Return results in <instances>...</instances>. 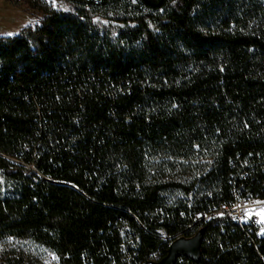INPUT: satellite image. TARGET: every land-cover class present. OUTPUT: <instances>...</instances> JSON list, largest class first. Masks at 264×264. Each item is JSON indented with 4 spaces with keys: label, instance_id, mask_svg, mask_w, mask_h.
Listing matches in <instances>:
<instances>
[{
    "label": "trees",
    "instance_id": "1",
    "mask_svg": "<svg viewBox=\"0 0 264 264\" xmlns=\"http://www.w3.org/2000/svg\"><path fill=\"white\" fill-rule=\"evenodd\" d=\"M18 1L37 20L0 36V242L151 264L164 236L220 234L190 211L228 199L239 162L264 196V0ZM223 237L177 264H264V237Z\"/></svg>",
    "mask_w": 264,
    "mask_h": 264
},
{
    "label": "built area",
    "instance_id": "2",
    "mask_svg": "<svg viewBox=\"0 0 264 264\" xmlns=\"http://www.w3.org/2000/svg\"><path fill=\"white\" fill-rule=\"evenodd\" d=\"M194 148L199 149V145H195ZM252 167L253 164L249 160H243L238 163V169L230 174L231 190L228 199L211 203L203 209L190 211L191 222L188 224L187 229H191L195 225L211 224L212 227H217L220 234L215 235L213 238L211 236L203 238L202 235L198 261H194L185 256H179L175 264L178 262L182 263L184 258L196 263L200 262L202 256L201 246L204 242L206 244L215 243L224 250V239L226 238L223 235H228L229 237L233 235L242 236L247 239L249 245L254 246L257 245L258 241L263 239L264 196L253 192L248 184V181H251L253 177ZM188 207L192 209V203H189ZM182 215H184L183 212ZM164 219L163 216L160 221L163 222ZM179 237H182V235L164 236L165 239H170L171 242ZM133 255H135V251L129 253L128 258H131ZM161 258L156 256L154 261Z\"/></svg>",
    "mask_w": 264,
    "mask_h": 264
},
{
    "label": "rangeland",
    "instance_id": "3",
    "mask_svg": "<svg viewBox=\"0 0 264 264\" xmlns=\"http://www.w3.org/2000/svg\"><path fill=\"white\" fill-rule=\"evenodd\" d=\"M45 1L53 9L62 11L73 9L65 0ZM36 20L37 17L33 14L32 10L23 7L18 0H0V36L18 34L25 26L35 24ZM249 30L255 32L257 26L252 25ZM179 66H183L186 69L194 68L188 59L181 60ZM261 139H263V137H261ZM11 248L32 255L45 264H59L58 258L52 250L30 240L10 237L0 242V251Z\"/></svg>",
    "mask_w": 264,
    "mask_h": 264
},
{
    "label": "water",
    "instance_id": "4",
    "mask_svg": "<svg viewBox=\"0 0 264 264\" xmlns=\"http://www.w3.org/2000/svg\"><path fill=\"white\" fill-rule=\"evenodd\" d=\"M201 240L202 231L189 238H176L170 243L167 253L161 259L153 261L151 264H175L179 256H185L194 261H198Z\"/></svg>",
    "mask_w": 264,
    "mask_h": 264
}]
</instances>
